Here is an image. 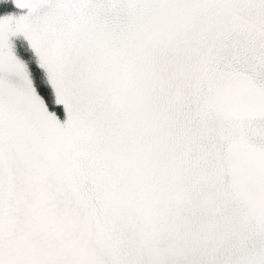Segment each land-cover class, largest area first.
I'll use <instances>...</instances> for the list:
<instances>
[{
    "label": "snow or ice",
    "instance_id": "6c2138e0",
    "mask_svg": "<svg viewBox=\"0 0 264 264\" xmlns=\"http://www.w3.org/2000/svg\"><path fill=\"white\" fill-rule=\"evenodd\" d=\"M0 264H264V0H0Z\"/></svg>",
    "mask_w": 264,
    "mask_h": 264
}]
</instances>
